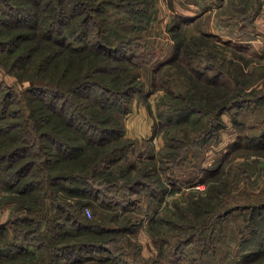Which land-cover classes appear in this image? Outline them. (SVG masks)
I'll return each mask as SVG.
<instances>
[{"label":"rangeland","instance_id":"rangeland-1","mask_svg":"<svg viewBox=\"0 0 264 264\" xmlns=\"http://www.w3.org/2000/svg\"><path fill=\"white\" fill-rule=\"evenodd\" d=\"M70 1L63 2L69 11L81 8ZM93 1L87 3L100 6L102 1L100 16L105 17L109 28L102 36L110 40L125 36L131 40L119 52L134 54L136 58L131 61L127 57L120 62L136 75L133 82L142 89L126 97L125 111L114 112V119L122 126L121 135L115 140L110 138L105 144L107 148L100 149L98 154L117 147L114 156L118 159L107 167L114 170L108 180L114 182L118 170L130 166L134 169L126 178L137 177L138 171L146 170L153 189L134 195L118 185L113 191H102L93 200V193L74 196L67 189L53 186L49 194L42 192L43 196L37 198L38 189L18 195L0 182V226L10 230L8 240H14L13 227L15 223L21 224V218H29L31 222L22 226L36 229L37 236H51L52 229L72 234L75 228L70 224L72 219L67 218L70 213L79 214L76 209L83 205L82 217L86 220L107 227H128L127 232L114 236H119L118 245L130 253L128 258L141 264H186L185 259L198 255L203 264H264V254L246 255L264 236V220H257L261 211L258 205L264 202V145L258 139L264 130V30L253 23L261 0H151L143 5L149 9L147 25L134 27L114 5ZM0 9H7L6 3L0 1ZM95 18L93 15L90 22ZM89 25L94 30L93 23ZM91 31L89 39L95 35ZM3 34L0 33V39L5 38ZM4 54L6 51L0 46V63ZM191 64L201 68L210 65L209 74H222L219 88L210 87L219 98L212 103L213 97L203 101L217 104L223 100L228 106L225 110L199 115L176 108L182 105L179 96L196 85L186 78ZM24 69L27 68L8 72L0 65V99L6 90L15 94L0 124L21 122L23 114L29 116L24 102L18 101L21 91L31 84L22 79ZM39 122L31 134L37 136V132L46 129ZM14 129L20 132L23 125ZM62 132L64 137L73 134L56 129L54 136L59 137ZM31 134H27V140H32ZM3 138L1 132L0 140ZM30 159L39 160L36 156ZM33 171L34 175L41 173L34 164L25 178ZM129 198L133 200L126 204ZM103 199L108 201L102 205L99 202ZM69 203L77 206H73V212ZM61 223L64 225L58 227ZM253 226H258V232L252 230ZM77 234H65L60 241L84 236ZM46 241L43 238L39 246L38 239L23 242L33 253L19 257L17 264H55L52 245ZM79 254V264H104L99 258L107 255L91 250ZM69 259L62 257L58 262L69 264Z\"/></svg>","mask_w":264,"mask_h":264},{"label":"trees","instance_id":"trees-1","mask_svg":"<svg viewBox=\"0 0 264 264\" xmlns=\"http://www.w3.org/2000/svg\"><path fill=\"white\" fill-rule=\"evenodd\" d=\"M0 1L7 5V9H0V33H4L5 37L0 39V46L6 51L0 65H3L8 72L16 68L22 70L27 68L23 71L25 78L22 79L31 82L21 91V98L18 99L24 102V110L28 111L29 116L23 114L21 122L0 124V133L4 135L0 140L2 185L12 192H17L18 195L38 189L37 198L43 196V193L49 194L50 187L56 186L57 189L69 190L74 196L93 193L91 197L93 200L97 199V195L102 191H113L118 185L122 186L127 194L130 193L128 191H133L134 195H143L152 190L153 186L147 180L150 174L146 170L138 171L137 177L126 178L127 173L134 169L130 166L128 169L118 170L119 175L114 178V182L107 179L114 172L107 167L118 159L114 156L118 151L117 147L113 146L108 151L105 150L106 152L101 156L98 154L100 149L107 148L105 144L110 138L115 140L118 134L121 135L122 126L114 119L116 118L113 116L114 112L125 111L126 97L142 90L141 86L133 82L136 75L131 74L120 62L123 58L128 57L131 61L133 57L136 58L134 54L128 56L129 54H124V51L119 52L125 49L124 47L131 43V40L125 36L113 40L106 35L102 36L104 31H109L105 17L100 16L103 11L100 7L102 1L98 2L100 6L98 4L93 6L92 3H87L93 0H71V3L79 4L81 8L70 11L63 4L65 0H17L18 3L11 4L10 2L15 0ZM150 1L103 0L104 3L114 5L125 14L133 27L147 25L150 14H148L149 9L144 8L143 5H148ZM92 14L97 16V19L90 22ZM89 23H93L94 30L91 31ZM90 31L95 33L92 39H89ZM179 47L181 48L178 45ZM189 66L191 73L186 78L191 82L194 81L196 85L186 89L185 93L179 96L182 105L176 108L180 107L181 111L190 110L199 115L220 113L225 110L228 106L224 105L223 100L217 104L204 102L210 97H213L211 103L219 98L215 95V91L212 93L210 87L219 88L221 83L218 79L222 74L220 72L209 74L207 71L211 70L210 65L203 68L192 64ZM12 95L15 94H12L11 90L3 92L0 99V120L5 115V108L12 102ZM39 105L44 110H41ZM39 120L40 126L46 125V129L37 132L36 136L31 132L33 129L36 130ZM108 122L113 124L109 126ZM18 125H23L24 131L15 132L14 128ZM56 129H63L73 134L64 137L65 133L62 132V135L57 137L54 136ZM27 134H31L29 138L32 140H27ZM258 139L260 144L264 145V130ZM44 140L48 143L45 144ZM46 155L48 157H45ZM50 155L54 158H50ZM30 156H36L39 160L34 162ZM34 164L41 173L34 175L35 171H33V175L26 179ZM53 169L56 172H53ZM67 183L70 184L67 186ZM80 185L86 189L81 188ZM211 199L214 201L213 196ZM132 200L133 198H129L126 204ZM105 201L106 199H103L99 203L103 205L108 200ZM55 204L53 203V207ZM68 205L72 212L74 207H77L70 203ZM83 209V205H79L76 209L79 214L73 212L67 218L72 219L70 224L75 228L72 234L52 229L51 236L46 233L37 236L36 229L31 230L22 226L31 222L29 218H21L19 219L21 226L15 223L16 226L13 227L14 240L9 241L10 230L6 226H0V238H2L0 241H3L0 246V264H17L16 260L19 257L33 253L22 243H33L38 239L35 244L39 246L43 238L47 239L48 245H52V259L55 264H61L58 260L62 257H69V264H79L82 260L79 259L82 256L78 258L79 253L90 250L107 253L99 258L104 264H141L136 259L128 258L130 253L125 252V249L118 245L119 236H114L124 233L128 227H107L86 220L83 218ZM258 209L261 211L257 220L261 218L263 221L264 202L258 205ZM54 220L53 224L56 226ZM63 225L58 224V227ZM252 230L258 232V226H253ZM76 231L84 236L79 240L60 241L65 234L74 237L79 235ZM188 241L190 239L183 240L180 244ZM111 243H113L112 247L109 246ZM177 245L179 246V243ZM258 254H264L263 235L255 249L247 252L246 255L256 257ZM185 262L203 264L201 255L197 258L185 259Z\"/></svg>","mask_w":264,"mask_h":264},{"label":"crops","instance_id":"crops-1","mask_svg":"<svg viewBox=\"0 0 264 264\" xmlns=\"http://www.w3.org/2000/svg\"><path fill=\"white\" fill-rule=\"evenodd\" d=\"M258 9L259 13H257L253 23L257 29L264 30V0H261V4Z\"/></svg>","mask_w":264,"mask_h":264}]
</instances>
